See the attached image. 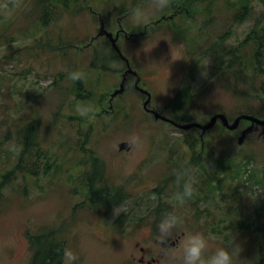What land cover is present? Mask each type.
Returning a JSON list of instances; mask_svg holds the SVG:
<instances>
[{"label":"rangeland","instance_id":"rangeland-1","mask_svg":"<svg viewBox=\"0 0 264 264\" xmlns=\"http://www.w3.org/2000/svg\"><path fill=\"white\" fill-rule=\"evenodd\" d=\"M81 1L78 7L90 6L101 13L107 28L114 26L121 11L131 9L132 2H142V7L139 13L122 19L127 30L172 11L167 0ZM227 1H198L191 5L194 12L190 15L150 29L142 40L123 41V51L151 92L150 107L179 117L170 113L169 105L182 89L180 96L192 97L197 112L194 116L200 121L218 113L229 118L246 110L263 114L260 97H264V68L263 75L255 78L257 47L247 37L253 30L264 37V0H248V12L241 22L234 19L242 7L240 0ZM207 5L212 6L210 13ZM36 6L37 0H0V178L16 165L22 149L20 137L28 123L34 122V139L38 143L25 160L26 175L16 174L0 190V264H31L27 234L36 238L43 231L56 232L54 239L64 243L59 264H139L141 247L146 259H158L154 264H164L165 257L155 237L160 220L169 212L182 220L174 231L175 245L189 230L206 234L210 250L234 236L241 248L240 258L253 264L261 237L232 229L227 231L230 235L226 231L220 235L205 232L213 223L205 215L208 210H216L218 201L195 207L199 195L194 191L183 203L177 200L174 192L183 186L181 181L177 184L180 178L176 175L183 171L187 174L194 165L191 160L184 161L187 134L154 123L144 113L140 95L131 88L114 101L113 111L91 116L98 112V100L108 98L119 84L116 73L93 71L89 64L99 46L97 51L103 48L105 53L101 58L106 57L111 52L108 46L102 42L92 52L81 53L69 49L65 57L50 52L58 42L87 41L96 34L98 19L86 7L77 14L62 11L43 27L41 11ZM197 40L204 43L203 49H198L199 43L194 45ZM109 64L113 69L119 67L115 60ZM79 84L92 92L89 99L78 98ZM219 134L222 133L216 126L205 135L207 157L200 155L202 159L198 161L199 166L207 161V172L197 169L191 180L201 183L205 174L212 172L211 142L217 150L232 148L239 158L254 155L258 159L264 155V142L256 136L238 146L237 134L226 133L229 148ZM124 141L131 149L119 154L117 146ZM91 155L94 162L90 163ZM261 165L262 162L249 164L247 174ZM165 181L177 183L173 185L174 192L161 195L163 215L155 212L160 200L151 190L171 186H163ZM100 183L119 187L117 191L123 196L133 187L142 188V205L131 200L134 194L119 206L93 207L89 196ZM235 183L244 187L247 195L253 188L257 198L264 196V188L243 185L241 181L232 186ZM39 244L38 240L34 247ZM57 251L54 247L52 255ZM54 261L58 263L59 259Z\"/></svg>","mask_w":264,"mask_h":264},{"label":"trees","instance_id":"trees-1","mask_svg":"<svg viewBox=\"0 0 264 264\" xmlns=\"http://www.w3.org/2000/svg\"><path fill=\"white\" fill-rule=\"evenodd\" d=\"M79 1L80 0H39L38 3L40 8L39 10L41 11L42 15V26L46 27L52 18L55 19L59 17L62 11L63 13L79 12L80 9L77 6ZM167 1L169 2L171 10L179 11L180 13H184L187 16L190 14V10H193V8H191L193 3H197L198 1L205 3L207 0ZM227 2L230 3V0ZM240 2L242 7L241 10L236 13L235 18V20L238 21H241L243 18H245L246 13L248 12L247 7L249 4L248 0H240ZM209 8L211 9L212 6H206V11L208 13H210ZM247 41H253L257 47L255 49L254 55L257 61V66L255 67L256 73L254 72V77L259 78L261 75H263L261 71L262 68H264V37L261 38L258 35L257 30H253L248 35ZM76 82L78 84L80 80L77 79ZM76 88L78 90L77 96L79 99L87 100L90 98V94L92 95V92L90 90H86L81 84H79V86ZM183 97L184 95L178 96V99H182ZM100 99L97 102V109L105 100V98L102 97ZM245 99L247 98L245 97ZM180 106L186 105L184 102H182L180 105H177V107ZM94 115L95 114H92L91 116ZM259 115L260 117H264V114ZM190 116L189 110H185L184 117ZM85 118L86 116L84 117V120ZM33 123L34 122L28 123L22 131V136L20 137L22 149L18 155V160L13 168H10L4 175L1 176L0 190L5 188L16 174L21 176L26 175V168L24 166L25 160L29 157L31 149L38 145L36 139H34L35 127ZM217 136L221 137V140L225 142V146L230 148V144L227 140L228 135L219 134ZM211 143V152L215 156L211 157L210 162V165L212 166L211 168L213 169L212 172L207 175L205 174V179L201 181V183L196 181L189 183L192 186L195 195H199V199L196 200L195 207L198 204V201H200V203L202 201V203L205 202V204H207L217 200L218 204H220L216 207V210L211 212L208 210L209 214L205 215L209 218L211 217L213 220V223L208 225V227H211L210 230H205L204 227H201V229L205 230V232L213 233L214 235H220L223 234L224 231L227 232L232 229L238 232H249L253 235L261 237V240L257 243V256L255 261H253V264H264V196L257 198L254 192H252L253 188L247 195L244 187H240L237 185V183H235V186H232V183L241 181L243 185H250V187L252 185H256L262 190L264 188V155L258 159H255L254 155L239 158L236 155V152H232V148H230V151H228V149H220V147L219 150H217L218 148H216L214 142ZM184 144L187 146L186 153H192L193 155L197 153L196 148H198L199 143L194 131H189L187 133ZM203 152L206 151L204 150ZM198 159L199 158L196 155L191 159V162H194V165L190 168V173L196 169H200L202 172L207 171L204 163H202V166H199L200 161H198ZM257 162H262L260 168L256 171L253 168L250 170L249 174H247L248 171L246 168L248 165ZM190 173H188V179L190 177ZM246 174L247 176H245ZM30 175L33 176L34 174L31 173ZM186 178L183 177L180 179L182 180ZM226 180L229 181V184L225 185L224 183ZM182 185L184 184L182 183ZM262 192L264 193V190H262ZM203 194H205V196ZM116 195H119V193L112 191V189L108 191L107 188H104V191L98 190L92 192V194L89 196V199L94 204L104 205L106 204L107 199L108 201L114 200L113 203L115 204L122 201L121 199L116 198ZM222 203L223 206H221ZM223 222H225L226 225L222 227L220 224ZM226 234H228V232ZM40 243L39 249L36 250L33 258V264H42V261L43 264H45L47 260L49 261L54 258V255L50 253L54 248L53 245H51L52 248L48 249L45 246L46 243H42L41 241ZM44 258H46L45 261Z\"/></svg>","mask_w":264,"mask_h":264},{"label":"clouds","instance_id":"clouds-1","mask_svg":"<svg viewBox=\"0 0 264 264\" xmlns=\"http://www.w3.org/2000/svg\"><path fill=\"white\" fill-rule=\"evenodd\" d=\"M140 10H137L139 13ZM183 173L181 178H183ZM192 186L184 184L176 198L183 203L185 198L192 194ZM182 223L177 215L169 212L160 220L155 243L164 254V264H248L240 258L241 248L234 236L226 239L224 244L210 250L206 234L200 231L189 230L183 233L178 245L172 243L175 229Z\"/></svg>","mask_w":264,"mask_h":264},{"label":"water","instance_id":"water-1","mask_svg":"<svg viewBox=\"0 0 264 264\" xmlns=\"http://www.w3.org/2000/svg\"><path fill=\"white\" fill-rule=\"evenodd\" d=\"M103 31H104V26L102 24L100 34H105L108 38L111 39L112 34L106 33V31L105 32H103ZM119 32L117 34H119ZM115 41H116L115 39L112 40V42H114V44H115ZM127 72H131V70L128 69L125 73H127ZM133 73H135V72H133ZM139 80H140V78L137 77L136 82H135L136 85L139 82ZM123 86H124V78H123V80L119 86V89H117L111 95V100L116 95L123 92V90H124ZM138 89L147 95V99L145 100L144 105H143L144 108H146V105L150 101V94L143 89H140V88H138ZM152 112H154V111H152ZM154 114H155L156 118L166 120V121L174 124L179 129H183V130H190L192 128L199 129L201 131L200 137H202L207 131L212 129L218 122L220 123L222 128L232 132V131L238 130L240 123L242 121H245V122H247V124L244 127H242L241 129H239V135L237 137V145H239V146L243 145L245 140L251 136L260 137L264 141V119L258 118L257 116H254V115L241 114V115H238L237 117L233 118L232 120H229L224 114H215V115L210 116L205 121V123H199V122L177 123L175 121L169 120V119L161 116L158 112H154ZM127 146H128V143H126V142L120 143L119 149L120 150L126 149Z\"/></svg>","mask_w":264,"mask_h":264},{"label":"flooded vegetation","instance_id":"flooded-vegetation-1","mask_svg":"<svg viewBox=\"0 0 264 264\" xmlns=\"http://www.w3.org/2000/svg\"><path fill=\"white\" fill-rule=\"evenodd\" d=\"M120 23H118L117 24V28L113 31H111L112 32V39L114 40V39H116V45L119 47H121L122 48V44H123V41L124 40H129V39H138V40H142V38H144L145 37V33H143L142 32V28H141V30L139 31V33L137 34V35H131V36H128L126 33H124V32H120V34L119 35H117V32L119 31V29H120V25H119ZM101 39H105V37H100L98 40H101ZM110 47H111V50L113 51V53H114V57L115 58H117L121 63H119V67L116 69V70H114V73H116L117 75H118V77H119V81H121L122 80V77L123 76H125V90H124V93L127 91V90H129V88H131L135 93H137L138 95H140V97H141V101H142V99L145 97V95L141 92V91H139L137 88H136V86H135V79H136V74L135 73H132V72H129V73H127V74H125V72L127 71V69H128V64L130 65V67L132 68V70H134V71H136V72H138V70L136 69V68H134V67H132L131 66V64H130V62L128 63V61L126 60L127 58L124 56L123 58L124 59H122L114 50H113V48H112V46L111 45H109ZM123 49V48H122ZM59 50H61V48H59ZM99 66V65H98ZM140 77H141V81H140V83H141V85H142V76H141V74H140ZM174 105V104H173ZM149 108L150 109H148L147 111V114L149 115V116H151V118H153L154 120H155V118H154V114H153V112H149V111H152L151 109H153L152 107H150L149 106ZM145 111V110H144ZM154 111H156L155 109H154ZM162 111L163 112H165V110H163L162 109ZM159 112H161V111H159ZM145 113H146V111H145ZM162 113V112H161ZM177 114H178V116H179V110L177 109V108H174L173 110H172V115L174 116H177ZM175 118H182V119H185L186 117H183V116H179V117H175ZM172 119V118H171ZM174 119V118H173ZM176 120V119H175ZM156 121H159V122H161V123H166V122H163V121H161L159 118L158 119H156ZM167 124H169L168 122H167ZM169 125H172V124H169ZM173 126V125H172ZM201 148H203L202 146H201ZM189 157H191V156H189ZM207 157V155H202V158H206ZM161 188V190H158V187H156V188H154L153 190H151V192H152V194H153V196L155 195V197L156 198H158L157 200H159L160 199V201H157V203H158V207L159 206H161L160 205V203H161V195H166V194H169V193H171V192H174L173 190H174V186L173 185H171V186H167V187H160ZM108 191H109V189H108ZM128 194H129V196H126L125 197V199H130L131 198V196L132 195H134V194H136V196L135 197H133V198H131V200H133L134 201V203L135 204H141L142 205V188H139V187H133L132 188V190L131 191H129L128 192ZM174 194H175V192H174ZM139 195V196H138ZM176 195V194H175ZM115 205V204H114ZM119 206V205H118ZM141 213V212H140ZM141 218H142V214H141ZM140 252H141V254H140V258L138 259V262H139V264H154V263H158V259H153V258H150V259H146L145 258V256H142V247L140 248Z\"/></svg>","mask_w":264,"mask_h":264}]
</instances>
